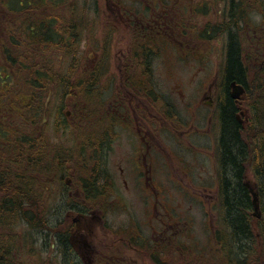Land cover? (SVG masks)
I'll return each mask as SVG.
<instances>
[{
  "label": "rangeland",
  "instance_id": "rangeland-1",
  "mask_svg": "<svg viewBox=\"0 0 264 264\" xmlns=\"http://www.w3.org/2000/svg\"><path fill=\"white\" fill-rule=\"evenodd\" d=\"M88 1L89 10L85 14L86 29L80 35L81 42L78 44V54H81V58L75 68L74 64H71L74 61L71 58L72 54L64 48L61 52L58 48H49L45 51L40 47L37 49L40 55L45 57L50 69L68 75L69 66H71L76 72L71 77L74 83L89 71L86 78L93 81L92 96L84 94L80 88L75 93L73 91L69 97L67 94L70 88L62 87L57 90L49 87L41 96V106L38 107L41 110V117L37 115L38 111L33 109L31 120L34 122H29L11 105L9 111L0 110V150L4 155H2L3 158L8 156V149L5 147L6 138H9L10 134L13 133L18 138L31 135L40 136V127L43 125L47 153L41 166L49 164L46 162L49 161L51 153L57 150L67 152L71 160L66 164L70 170L59 176L52 174L38 181L35 177L38 170L30 174L33 187L36 188L37 193L39 190V196L43 199L45 206L43 210L51 209L50 220L53 224H57L54 226L55 229L64 234L68 232L71 244L70 253L64 255L56 233L49 236L47 231H34L32 239L34 254H30L31 250L21 249L19 253L23 254L20 256V261L25 264H87L84 257L88 256L91 248L87 243L91 242L97 251L92 264H227L225 258L220 260L215 258L217 246L212 233L217 230L219 220L212 205L214 200L210 202L213 196H216L218 186L216 181L218 118L214 107L215 90L221 83L219 73L222 63L224 64L225 43L229 30L225 33L214 34L210 38L212 43L208 44L198 43L201 38L195 35L203 31L200 27L202 21L199 14L207 15L208 22L215 21L213 9L208 6L210 1L206 3L205 0L204 3L207 5L203 8L204 11L187 8L183 10L184 4H180L178 9L175 8L171 46L167 47L168 38L165 34L162 33V36L167 39L158 35L160 45L157 50L158 56L155 59L157 62L154 66L155 74L145 79L136 78L131 81L132 83L135 81L143 90L148 91L153 96L152 98L155 96L158 98L161 112H169L168 125L159 122V148L152 158L154 164L149 162L150 153L143 155L147 163L153 165L152 171L143 173L142 177L140 175L137 177L136 174L128 177V174L132 175L129 171L125 176L128 181L147 182L149 187L142 191L116 187L109 193L108 189L102 185L106 178L97 175L99 184H101L100 188L106 195L104 198L110 201L109 205L101 204L99 208L86 206L87 208L84 207L85 210L81 212L73 209L65 212L63 208H60L61 204L67 209L71 206L68 200L66 203L61 198L65 191L69 193L65 188L66 180H73L74 177L78 181L82 178H90L88 167L85 165L90 166L89 163L93 160L91 156L93 145L87 142L94 137L101 141L108 136L106 126L111 122L113 124H110L112 128L110 136H116V142L123 141L124 143L132 137L123 126L125 120L122 113L129 112V107L125 108L119 101L112 103V100L117 97L120 85L126 80L124 75L126 64L121 61L119 66L118 55L122 50L127 51L128 41H133L135 33L115 32L110 29L105 0ZM166 1L159 2V9L163 13H166L163 4ZM245 1L246 3L241 1L239 6L238 2L234 3L235 10L239 11L241 8L242 11L243 17L238 26L243 25L239 32L247 58V50H250L252 44L251 42L248 44L249 39L252 38L251 33L255 29L264 28V22H252L249 14L256 12L264 16V0ZM230 4L228 0L223 1L222 14L217 17L221 28L226 30L231 26L230 20L224 17L229 11ZM15 5L12 2L13 9ZM95 5H97L96 8ZM5 9L0 3V12H2L0 14H3ZM37 12L43 14L41 9ZM58 13L64 15V12ZM255 43L258 44L256 40ZM180 44L187 47L185 49L186 58L180 56V54L184 55ZM254 56L257 59H254L253 64L249 63L252 78L257 77L258 70L264 67L262 64L259 68L260 60H264V50ZM246 60L249 61V59ZM2 64L0 63V75L3 73L1 72L4 67ZM82 70L88 71L82 72ZM93 70L96 72L95 75H92ZM12 74L5 83V87L10 88L9 90L3 89V92L10 93L14 98L15 91L22 90L25 81H16ZM258 82L255 81L256 85ZM260 83H264L263 72L260 75ZM210 87L214 91L211 106L207 104L209 98H205ZM109 111L112 113L111 116ZM255 114L256 111H254ZM129 145L123 146L121 142L115 146L110 156L112 173L109 175H114L115 169L116 175L114 176L118 181L119 164L115 163L119 160L120 153H128ZM83 152L85 156L81 158L79 153L84 154ZM71 153L76 154L73 155V161ZM48 154L50 155L47 156ZM93 163L91 162L92 166ZM0 164L7 167L13 176L25 174V180L28 181L27 167H18L19 165H15L14 161L7 162L6 160ZM23 168L25 173L22 171ZM247 172L248 182L254 185L255 179L250 167ZM102 197V195L99 196L98 200H102ZM61 217L62 219L58 220ZM98 217L101 218V223ZM162 218L166 224L158 220ZM179 218L187 221L185 225H181L187 235L184 240L177 239L178 244L175 245L161 233L170 234L171 231L166 229L167 222ZM96 219L99 221L97 226L95 225ZM257 225L258 220L254 217L253 226L256 232ZM28 229L27 226L18 224L17 234L25 231L26 235H30L31 238ZM95 229L99 230L101 237H105V241L104 239L102 241L100 237L95 238L92 234ZM45 242L50 243V248L41 247V244ZM259 242L261 244L258 238L256 253L248 263L264 264V254ZM205 247L207 249H204ZM77 249L80 250V254L74 252Z\"/></svg>",
  "mask_w": 264,
  "mask_h": 264
},
{
  "label": "trees",
  "instance_id": "trees-1",
  "mask_svg": "<svg viewBox=\"0 0 264 264\" xmlns=\"http://www.w3.org/2000/svg\"><path fill=\"white\" fill-rule=\"evenodd\" d=\"M229 1L231 6L224 17L228 18L226 20H230L231 26L228 28L229 34L225 43V61L221 67L224 77L220 84L224 96L222 94L221 97L223 106L220 115L221 133L217 138L218 203L216 209L219 224L213 234L217 245V259L225 258L227 264H251L248 261L256 253L258 238L261 240L259 246L264 254V83H260L259 80L255 87L257 94L252 93L257 97L258 91H263L260 93V105L254 109L256 114L251 120L252 123L243 128L240 122L234 118L233 100L225 94H227V90H230V82L233 80L244 85L247 94L252 92L249 65L239 35L240 28L236 29L243 17L242 11L241 8L236 11L234 3L238 2L239 6L241 1L245 3L246 1ZM12 2L16 4L14 9ZM0 3L6 8L5 12L0 14V63H3L4 66L1 71L3 75H0V110L9 111L11 105L29 122H34L31 120L33 109L37 110V115L41 117V110L38 107L41 106V96L49 87L57 90L62 87L70 88L68 94L73 91L75 93L81 88L84 94L92 96L94 86L93 81L86 78L88 70H82V72H88L74 83L71 77L76 72L71 66H69L68 75L52 70L48 67L45 57L40 55L37 49L40 47L45 51L49 48H58L61 52L64 48L72 54L71 58L74 61L71 64H74L75 68L81 58V54H78V44L81 42L80 35L86 29L85 14L89 10V1L0 0ZM38 9L43 11L42 15L38 14ZM58 12H64V15H59ZM11 74L15 76L16 81H25L22 90L15 91L14 98L10 93L3 92V89L9 90L10 88L5 87V83ZM95 74L96 72L93 70L92 75ZM4 105H6L5 108ZM6 140L5 149H8V156L3 158L4 155L0 150V163L4 160L14 161L15 165H19L18 167H27L29 176L28 181L25 180V174L13 176L7 167L0 164V264H25L20 261V256L23 253H19V251L28 249L32 251L30 254H34L32 242L34 231H47L49 236L56 233L64 255L69 254L71 245L68 232L64 234L55 229L54 226L57 224H53L50 220L51 209L43 210L45 206L43 199L39 196V190L37 193L33 182L30 181L32 178L30 174L31 172L34 174V170H38L35 173L38 181L52 174L59 176L61 173L68 172L70 168L66 164L71 160L68 158L67 152L53 151L51 155H47H50L49 161L46 162L49 164L41 166L47 153L43 135L18 138L12 133ZM95 140L100 141L99 138ZM87 144L92 145V140ZM98 144L96 146L98 148L93 150L92 147L91 151L93 166L91 162L90 166L85 165L88 167L90 178H82L78 181L74 177L72 180L80 188L85 200L87 197L103 194L97 175L103 177L104 171L108 173L107 158L103 149L104 140L102 139ZM73 155L76 154L71 153L72 161L74 160ZM79 156L83 158L85 153H79ZM79 156L78 158H80ZM249 167L257 184L262 210V218L258 220L257 232L254 229L251 215L252 197L245 185ZM22 171L25 173L24 168ZM102 183L106 188V184ZM65 188L70 189L66 183ZM61 198L66 203L68 200L71 205L67 209L61 204L60 208H63L65 212L71 209L81 212L87 206H76L75 197H70L66 191ZM60 219L62 217L58 220ZM18 224L29 228L28 232L31 233V238L30 235H26L25 231L17 234ZM28 245L29 248H27ZM41 247L50 248V243L45 242L41 244Z\"/></svg>",
  "mask_w": 264,
  "mask_h": 264
},
{
  "label": "flooded vegetation",
  "instance_id": "flooded-vegetation-1",
  "mask_svg": "<svg viewBox=\"0 0 264 264\" xmlns=\"http://www.w3.org/2000/svg\"><path fill=\"white\" fill-rule=\"evenodd\" d=\"M163 2V0H105V5L108 10V23L110 26V29H112L115 32L122 31L127 33H135V38L133 37V41H128L129 44H127V51L124 52L121 51V54L118 55L119 57V66L121 64V61L126 64L125 66V77L126 80L124 83L120 85V92L117 95L115 99L112 100V103L119 101L120 104H122L125 108L129 107V112L125 111L122 113L124 115V130L128 132L132 137L128 141H121L123 146L126 144H130L129 151L126 154L120 153L118 155V161L115 164H119V176L118 179H115V169H114V175H109V173H112V165L110 163V156L111 153L114 151L115 146L121 144V142H116L117 138L116 136H110V124H113L112 122L109 123L108 126H106V132L108 136L103 138L104 140V151L106 158L108 160L107 164V171H104L103 177L106 178V188L108 189V192L114 191L116 187L124 188V190H130L133 189L134 191H142L146 187H149L148 183H143L142 181L133 182L128 181L125 176L127 175V172H131V174H128V177L139 175L142 177L143 173H147L148 171H152L153 165H149L147 161L143 158V155L145 153H150V163H153L152 160L153 155L157 154L158 148H159V142H158V128H159V122L166 123L168 125L169 123V112L166 111L161 112L159 110L158 106V98L149 94L148 91L143 90L141 86H139L135 81L132 83V80L138 79H145L147 76H152L155 74V64L156 58L158 56L157 50L160 45L158 41V35L162 36V33L165 34L168 38L166 40L167 47L171 46L170 43L173 41V34H174V25H175V8L180 4H184L183 10L186 8L188 10H203V8L207 5V1H210L208 6L213 9V14L215 15V21L214 22H208L207 21V15L205 14H199L200 19L202 21V24L200 27L203 29V31L195 34L196 37L201 38L199 39L198 43L200 44H208L212 43V40L210 39L214 34H220L225 33L228 31V29H222L219 23L217 22V17L221 16L222 14V8H223V1L225 0H167L164 4V11L166 13H163L159 9V2ZM229 1V0H228ZM231 6V4H230ZM206 12V11H205ZM120 20V21H119ZM252 38L249 39V43L251 44L250 50H247V58L249 59L248 65L250 63L253 64L254 59H257L254 54H257L264 50V28H259L253 30V33H251ZM165 37V36H162ZM166 38V37H165ZM166 38V39H167ZM254 38V39H253ZM255 40L258 42V44L255 43ZM262 43V44H260ZM181 49L183 50V54L181 57L186 58L187 57V51L185 50L187 47L184 44H180ZM166 47V48H167ZM264 64V60H260L259 62V68H261V65ZM250 71V68H249ZM262 72L264 73V67L263 69L258 70V76H254L252 78L251 71L249 72V78H250V84L252 88V92L250 94H246L245 97H242L241 99H235L232 96V90H227V94L225 96L230 97V99L233 100L234 104V118L238 120L241 124V126H245L248 123H252L251 120L254 118V109L255 107H258L260 105V97L263 91L259 90V94L257 97H255L254 94L256 93V83L260 80V75H262ZM115 73V72H114ZM112 73V74H114ZM220 78L222 79L224 77L223 73H219ZM219 76H217L218 78ZM258 78V79H257ZM216 79V77H215ZM257 79V81H256ZM256 81V83H255ZM209 91L208 94L205 95V98H209L207 101L208 105H212L213 99H211L212 95L214 94V91L211 90L212 87L208 88ZM226 92V91H225ZM215 105L217 118H218V129H217V138L218 135L221 133V121H220V115L222 112V104H221V97L222 94L224 96L223 89L220 85H218V88L215 90ZM257 94V93H256ZM110 108V107H109ZM111 109V108H110ZM112 110V109H111ZM109 115L111 116L112 113L109 111ZM160 120V121H159ZM44 132V126L41 125L40 127V134L43 135ZM99 142L95 140V137L92 138V145L93 150L98 148L96 147ZM154 164V163H153ZM152 167V168H150ZM67 185L70 187L68 190V195L70 197H75L76 205H87L89 208H97L100 207L101 204L109 205L110 201L104 196V194H101L102 200H98V197L101 196H91L87 197L86 200L83 198L80 188L70 179H67ZM217 199V196H215ZM99 218V221L101 223V218ZM183 219V220H182ZM78 220V219H77ZM161 223L166 224V222L162 219ZM99 221L96 219V226L99 224ZM187 221L184 218H179L172 220L170 222H167L168 227L167 230H170V234L168 233H161L162 235H165L168 237L171 241L174 242L175 245L178 244V240H184L185 236L187 235L184 233V228L181 227V225H185ZM97 228V227H96ZM105 229V228H103ZM183 232H180L182 231ZM94 230L92 233L96 237H100V239H104L105 237H101L99 235V230ZM184 234V236H183ZM180 237V238H179ZM103 241V240H102ZM88 246H90L91 249H89L88 256L84 259L86 260L87 264H92L94 261V254H96V250L93 248V243L88 242ZM206 246V244H205ZM205 249V248H204ZM95 252V253H94ZM75 253L80 252L78 250L75 251Z\"/></svg>",
  "mask_w": 264,
  "mask_h": 264
},
{
  "label": "water",
  "instance_id": "water-1",
  "mask_svg": "<svg viewBox=\"0 0 264 264\" xmlns=\"http://www.w3.org/2000/svg\"><path fill=\"white\" fill-rule=\"evenodd\" d=\"M233 92H232V96L235 98H238L241 96V94L244 93V88L241 85H237L236 82H232L231 83ZM251 191L253 192V204H254V208H255V214H258L257 212L259 211V202H258V197L257 194L251 189Z\"/></svg>",
  "mask_w": 264,
  "mask_h": 264
},
{
  "label": "clouds",
  "instance_id": "clouds-1",
  "mask_svg": "<svg viewBox=\"0 0 264 264\" xmlns=\"http://www.w3.org/2000/svg\"><path fill=\"white\" fill-rule=\"evenodd\" d=\"M249 18L254 23L264 22V16H261L259 13H256V12L250 13Z\"/></svg>",
  "mask_w": 264,
  "mask_h": 264
}]
</instances>
